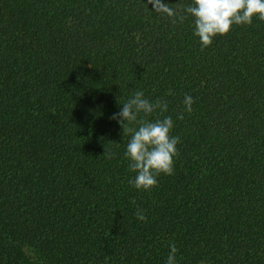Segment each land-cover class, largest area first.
<instances>
[{"label": "trees", "instance_id": "16d2710c", "mask_svg": "<svg viewBox=\"0 0 264 264\" xmlns=\"http://www.w3.org/2000/svg\"><path fill=\"white\" fill-rule=\"evenodd\" d=\"M165 2L183 23L147 0H0V264H164L171 242L178 264H264V21L201 50L192 0ZM137 90L180 137L150 191L111 119Z\"/></svg>", "mask_w": 264, "mask_h": 264}, {"label": "clouds", "instance_id": "9594fccd", "mask_svg": "<svg viewBox=\"0 0 264 264\" xmlns=\"http://www.w3.org/2000/svg\"><path fill=\"white\" fill-rule=\"evenodd\" d=\"M147 4L152 5L151 12L170 18L173 24L183 23L186 18L169 7L165 0H147ZM183 13L193 18L192 35L198 38L201 50H204L216 37L228 34L233 25H250L253 18L264 21V0H192ZM194 102L190 94H185L181 102L183 108L176 119L182 120L184 113H191ZM120 105L122 107L111 119L121 126L123 134H130L123 155L135 175L128 183L138 191H150L158 184V176L174 173L180 143V137L171 134L175 122L171 115H164L169 110L168 102L162 98L150 100L143 90H137ZM151 115L157 118L147 119ZM136 218L139 221L146 219L139 210ZM168 247L164 264H178L176 244L171 242Z\"/></svg>", "mask_w": 264, "mask_h": 264}]
</instances>
